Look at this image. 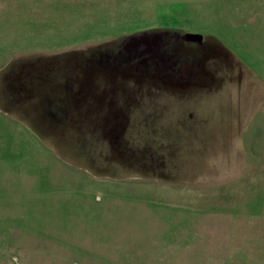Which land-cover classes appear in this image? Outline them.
<instances>
[{
    "label": "rangeland",
    "instance_id": "374dc122",
    "mask_svg": "<svg viewBox=\"0 0 264 264\" xmlns=\"http://www.w3.org/2000/svg\"><path fill=\"white\" fill-rule=\"evenodd\" d=\"M0 95L55 220L0 264H264V0H0Z\"/></svg>",
    "mask_w": 264,
    "mask_h": 264
},
{
    "label": "crops",
    "instance_id": "0c3cea01",
    "mask_svg": "<svg viewBox=\"0 0 264 264\" xmlns=\"http://www.w3.org/2000/svg\"><path fill=\"white\" fill-rule=\"evenodd\" d=\"M39 123L36 103L1 104L0 99V258H36L43 249L39 242L45 250L53 248L51 239L39 238L55 222L52 194L48 200L47 186L39 190L37 151L44 147Z\"/></svg>",
    "mask_w": 264,
    "mask_h": 264
}]
</instances>
